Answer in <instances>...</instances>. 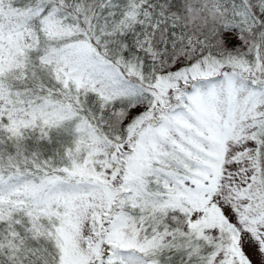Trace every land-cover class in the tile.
I'll list each match as a JSON object with an SVG mask.
<instances>
[{"label": "snow or ice", "instance_id": "6c2138e0", "mask_svg": "<svg viewBox=\"0 0 264 264\" xmlns=\"http://www.w3.org/2000/svg\"><path fill=\"white\" fill-rule=\"evenodd\" d=\"M0 264H264V0H0Z\"/></svg>", "mask_w": 264, "mask_h": 264}]
</instances>
